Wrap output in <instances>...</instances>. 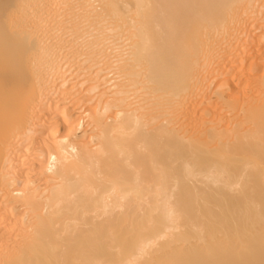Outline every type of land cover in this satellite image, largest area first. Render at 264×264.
Instances as JSON below:
<instances>
[{"label":"bare ground","instance_id":"6f19581e","mask_svg":"<svg viewBox=\"0 0 264 264\" xmlns=\"http://www.w3.org/2000/svg\"><path fill=\"white\" fill-rule=\"evenodd\" d=\"M0 264H264V0H0Z\"/></svg>","mask_w":264,"mask_h":264}]
</instances>
